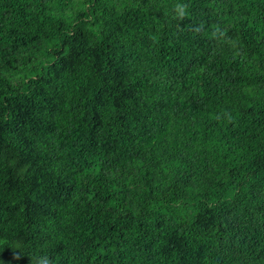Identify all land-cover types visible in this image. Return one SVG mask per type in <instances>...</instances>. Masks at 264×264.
Segmentation results:
<instances>
[{
    "label": "trees",
    "instance_id": "trees-1",
    "mask_svg": "<svg viewBox=\"0 0 264 264\" xmlns=\"http://www.w3.org/2000/svg\"><path fill=\"white\" fill-rule=\"evenodd\" d=\"M264 264V0H0V264Z\"/></svg>",
    "mask_w": 264,
    "mask_h": 264
},
{
    "label": "clouds",
    "instance_id": "clouds-1",
    "mask_svg": "<svg viewBox=\"0 0 264 264\" xmlns=\"http://www.w3.org/2000/svg\"><path fill=\"white\" fill-rule=\"evenodd\" d=\"M40 264H49V260L47 259V257L42 258Z\"/></svg>",
    "mask_w": 264,
    "mask_h": 264
}]
</instances>
